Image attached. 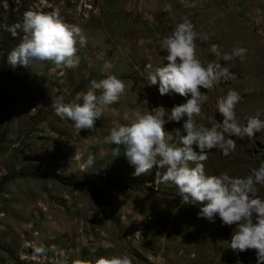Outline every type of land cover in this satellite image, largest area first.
I'll return each instance as SVG.
<instances>
[{"label": "rangeland", "instance_id": "rangeland-1", "mask_svg": "<svg viewBox=\"0 0 264 264\" xmlns=\"http://www.w3.org/2000/svg\"><path fill=\"white\" fill-rule=\"evenodd\" d=\"M165 3L170 12L162 10ZM53 8L87 37L83 47L77 45L80 63L74 69L50 61L12 68L5 57L22 33L11 37L0 29V264H73L113 255H127L132 264H256L254 250L228 247L234 226L197 218L198 206L184 204L174 185L154 184L155 166L133 176L123 146L116 151L105 137L128 122L125 113H163L167 120L168 109L184 101L178 94L159 95L155 85H147L144 70L146 63L161 62L164 37L182 20L210 37L195 41L202 64L218 61L232 74L201 89L206 119L198 122L208 125L212 117L218 123L216 101L229 88L242 97L237 120L264 109V0H192L190 7L182 0H0V24L19 21L28 9ZM213 44L221 52L247 51L243 60L224 62L211 53ZM107 75L122 79L125 91L104 108L94 130L78 133L53 114L50 105L57 98L79 102L77 94L90 80ZM180 126L167 122L164 128L178 140ZM262 159L264 131L237 140L227 157L210 151L205 172L243 176ZM257 187L264 198V187ZM41 245L45 251L33 255Z\"/></svg>", "mask_w": 264, "mask_h": 264}, {"label": "clouds", "instance_id": "clouds-1", "mask_svg": "<svg viewBox=\"0 0 264 264\" xmlns=\"http://www.w3.org/2000/svg\"><path fill=\"white\" fill-rule=\"evenodd\" d=\"M182 2L190 7L192 0ZM162 10L170 12L171 5L165 3ZM0 29L11 37L22 33L19 43L5 57L12 68L50 61L56 68L74 69L80 63L77 45L83 47L87 43L82 28L66 23L56 8L50 12L25 10L19 21L0 24ZM209 38L208 34L196 32L188 20L176 23L164 37L161 50L166 54L161 56V62L146 63L144 70L147 85H155L159 95L178 94L184 101L168 109L167 120L161 118L163 113L135 111L131 118L125 113L123 119L128 122L112 128L105 142L118 146L116 151L123 146V154L134 168L133 176L149 174L155 166L154 184L174 185L184 204L198 206L197 218L210 223L218 218L221 226H234L228 247L236 252L254 250L256 264H264V198L257 195V186L264 187V159L243 176L227 171L206 174L204 166L210 151L227 157L235 150L237 140H251L264 131V109H257L243 122L237 120L235 109L242 97L229 88L216 101L218 123H212V117H207L208 125L198 122L206 119L202 106L207 95L201 89H211L232 75L227 67L220 68L218 61L204 65L197 57L195 41ZM246 51L238 47L221 52L218 45H211V53L224 62L243 60ZM124 91L122 79L107 75L90 80L87 90L77 94L79 102L57 98L50 107L55 116L70 121L78 133L82 129L91 131L104 108L117 102ZM167 122H180L176 129L178 140L165 130ZM181 129L184 134H180ZM86 162L91 166L94 157L89 154ZM147 186L153 187L150 183ZM44 251L42 245L34 247L33 255ZM73 264H132V260L127 255L98 256L93 261L76 260Z\"/></svg>", "mask_w": 264, "mask_h": 264}]
</instances>
